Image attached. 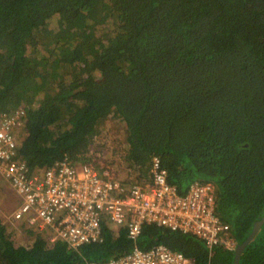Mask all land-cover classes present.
Masks as SVG:
<instances>
[{
    "label": "trees",
    "instance_id": "16d2710c",
    "mask_svg": "<svg viewBox=\"0 0 264 264\" xmlns=\"http://www.w3.org/2000/svg\"><path fill=\"white\" fill-rule=\"evenodd\" d=\"M22 111L18 152L31 173L91 163L115 115L137 181L159 158L181 194L214 184L241 243L264 216V0H0V112ZM17 221L32 243L16 244L0 218V264H88L156 244L194 264L236 258L157 224L134 241L107 215L104 240L78 249ZM240 264H264V223Z\"/></svg>",
    "mask_w": 264,
    "mask_h": 264
},
{
    "label": "built area",
    "instance_id": "2783aa9c",
    "mask_svg": "<svg viewBox=\"0 0 264 264\" xmlns=\"http://www.w3.org/2000/svg\"><path fill=\"white\" fill-rule=\"evenodd\" d=\"M24 112L10 116L0 112V175L22 196L13 213L51 232L50 242L64 241L69 248L102 242L103 216L117 228L128 229L136 241L145 224H157L193 235L209 250L222 246L235 250L238 242L229 223L216 211L215 187L210 182H193L185 194L168 182L167 170L159 158L150 163V177L130 183L117 179L109 170L99 171L92 163L79 169L67 159L31 173L18 152L19 130ZM38 264V263H36ZM55 264V263H51ZM88 264H193L179 251L164 244ZM211 264V263H210Z\"/></svg>",
    "mask_w": 264,
    "mask_h": 264
},
{
    "label": "rangeland",
    "instance_id": "374dc122",
    "mask_svg": "<svg viewBox=\"0 0 264 264\" xmlns=\"http://www.w3.org/2000/svg\"><path fill=\"white\" fill-rule=\"evenodd\" d=\"M126 138L127 134L124 130L123 123H120L115 115H111L103 123L101 133L90 150L94 154L90 162L93 163L99 171L103 172L109 170L111 175L115 178H121L128 180L130 183H134L137 181L138 174L140 173L134 170V168H130L124 164V149H122L124 146L119 144V141L126 142ZM82 165L83 164H76V167L79 169ZM146 177L148 176H144L142 180H146ZM1 180L4 183H2V186L0 184V188L3 189V187H5L7 190L2 196L0 195V202L4 201L6 208V210H0V218L11 226L16 244L30 245L32 243V238L25 232L26 229L22 228L20 225L21 223L10 221V217L13 213L10 208H14V205L17 203L21 205L23 198L9 182L0 175V183ZM114 227L118 229L116 226Z\"/></svg>",
    "mask_w": 264,
    "mask_h": 264
},
{
    "label": "water",
    "instance_id": "95a60500",
    "mask_svg": "<svg viewBox=\"0 0 264 264\" xmlns=\"http://www.w3.org/2000/svg\"><path fill=\"white\" fill-rule=\"evenodd\" d=\"M263 223H264V216H263V218L261 220H259L256 223L255 227L252 229V231L246 237V239L244 241H242L238 245L237 249L235 250L236 258H235V263L234 264H240V257H241V254H242L243 250L245 249L247 244L256 236V234L260 230V228H261Z\"/></svg>",
    "mask_w": 264,
    "mask_h": 264
},
{
    "label": "crops",
    "instance_id": "0c3cea01",
    "mask_svg": "<svg viewBox=\"0 0 264 264\" xmlns=\"http://www.w3.org/2000/svg\"><path fill=\"white\" fill-rule=\"evenodd\" d=\"M2 183H4V182L1 180V183H0L1 186H2ZM6 190H7V189H6L5 187H3V189L0 188V195L2 196V195L5 193ZM14 206H15L14 208H10V209L12 210L13 213H14L15 211L18 210L20 204L17 203V204L14 205ZM8 209H9V208H8ZM0 210H2V211H3V210H6L4 201H3V202H0ZM13 213H12V215H11V217H10V221H11V222H19V221L15 220V219L13 218Z\"/></svg>",
    "mask_w": 264,
    "mask_h": 264
},
{
    "label": "clouds",
    "instance_id": "9594fccd",
    "mask_svg": "<svg viewBox=\"0 0 264 264\" xmlns=\"http://www.w3.org/2000/svg\"><path fill=\"white\" fill-rule=\"evenodd\" d=\"M216 198V197H215ZM113 226H115V225H113ZM160 226H162V225H160ZM164 227H166V226H164ZM167 228H169V227H167ZM169 229H171V228H169ZM172 230V229H171ZM175 231V230H174ZM183 233V232H182ZM232 233V232H231ZM185 234V233H184ZM196 237V236H195ZM198 238V237H197ZM200 239V238H199ZM201 240V239H200ZM203 241V240H202ZM237 241V240H236ZM238 242V241H237ZM204 243V242H203ZM205 244V243H204ZM240 243H238V245H239ZM156 245H158V244H156ZM156 245H154V246H156ZM165 245V244H164ZM238 245H237V247H238ZM153 246V247H154ZM167 246V245H166ZM206 246V245H205ZM135 247H138V246H135ZM169 247V246H168ZM218 247H222V246H218ZM237 247H236V249H237ZM140 248V247H139ZM152 248V247H151ZM170 248V247H169ZM208 248V247H207ZM216 248V247H215ZM142 249V248H141ZM172 249V248H171ZM235 249V250H236ZM144 250H147V249H144ZM172 250H174V249H172ZM235 250H232V251H234L235 252ZM174 251H179V250H174ZM229 251H231V250H229ZM179 252H181V253H183L182 251H179ZM184 254V253H183ZM185 255V254H184ZM186 256V255H185ZM186 257H188V256H186ZM188 258H190V257H188ZM191 259V258H190ZM192 261H193V259H191ZM193 264H194V261H193ZM210 264V263H209Z\"/></svg>",
    "mask_w": 264,
    "mask_h": 264
}]
</instances>
